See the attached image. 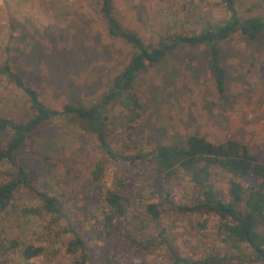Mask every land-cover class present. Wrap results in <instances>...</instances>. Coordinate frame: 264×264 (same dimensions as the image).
I'll list each match as a JSON object with an SVG mask.
<instances>
[{
    "label": "rangeland",
    "instance_id": "rangeland-1",
    "mask_svg": "<svg viewBox=\"0 0 264 264\" xmlns=\"http://www.w3.org/2000/svg\"><path fill=\"white\" fill-rule=\"evenodd\" d=\"M220 2L113 0V7L125 28L156 45L170 34L200 29L206 19L225 20L228 11ZM236 3L245 18L264 15V0ZM220 48L227 70L223 94L209 70L208 47H179L136 79L143 109L130 136L123 125L126 110L111 106L112 146L137 153L157 144H184L187 136L202 134L214 142L238 140L264 162V35L250 39L236 34ZM132 53L128 43L109 34L100 0H0V116L18 121L33 114L18 78L53 108L90 104L110 87ZM18 159L28 164L33 188L17 191L0 215V264H74L83 251L68 249L71 228L86 243L87 264H175L176 256L200 264H261L247 243L226 241L215 214L182 212L165 203L164 182L152 162H115L94 135L78 126L60 119L46 124ZM101 161L106 174L97 183L92 172ZM12 170L8 163L0 164V179ZM182 177L174 182L172 198L192 206L199 191ZM229 179V174L214 171L215 186L227 199ZM109 190L127 198V214L107 236L103 219ZM39 191L55 196L62 212H29L43 204ZM152 202L162 210L158 219L147 211ZM204 217L207 225L202 228ZM13 241L18 245L12 248ZM28 245L40 247L39 254L27 258Z\"/></svg>",
    "mask_w": 264,
    "mask_h": 264
},
{
    "label": "trees",
    "instance_id": "trees-1",
    "mask_svg": "<svg viewBox=\"0 0 264 264\" xmlns=\"http://www.w3.org/2000/svg\"><path fill=\"white\" fill-rule=\"evenodd\" d=\"M100 1L109 34L125 41L133 49L129 62L114 76L105 93L87 105L65 103L53 108L42 100L33 86L20 78L15 79L18 87L27 95L33 114L18 121L0 116V164L8 163L13 169L7 173V178L0 179V215L10 207L17 191L24 187L33 188L29 183L28 164L18 159L22 148L46 124L60 119L94 135L102 150L115 162L132 165L139 160L152 162L154 170L164 182L161 197L165 203H170L182 212L203 211L215 214L220 218L219 229L226 236V241L234 246L247 243L254 251L255 258L264 264V162L246 144L235 139L214 142L202 134H191L184 144L178 141L157 144L149 151L128 153L126 150L115 149L108 137L111 106L119 104L126 110L123 125L130 130V136L143 109L141 97L134 87L136 79L142 72L162 63L179 47H208L209 70L217 92L223 94L227 86V70L220 59V43L236 34L250 39L264 35V15L254 14L245 18L240 14L236 0H221L220 4L228 11L225 20L206 19L200 29L170 34L155 45L146 43L137 31L123 26L116 15L113 0ZM215 170L230 175L228 199L215 186ZM92 174L93 180L100 183L106 174L105 163H97ZM181 176H187L188 181L199 191L197 203L192 206L178 205L172 198L174 182ZM242 178L249 179V182L243 184ZM37 195L43 204L29 208V212L38 215L62 212L60 201L55 196L40 191ZM105 203L103 228L106 235L110 236L116 220L127 214V198L118 190H109ZM147 211L154 219L162 214L155 202L147 205ZM206 221L204 217L199 222L202 228L206 227ZM70 230L74 235L68 243V249L83 251L74 264H87L86 243L75 229ZM17 245V241L11 243L12 248ZM40 249L36 245H28L24 254L32 258L39 254ZM176 261L175 264H200L179 256H176Z\"/></svg>",
    "mask_w": 264,
    "mask_h": 264
}]
</instances>
